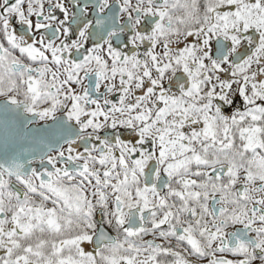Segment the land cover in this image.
Returning <instances> with one entry per match:
<instances>
[{
  "label": "snow or ice",
  "instance_id": "1",
  "mask_svg": "<svg viewBox=\"0 0 264 264\" xmlns=\"http://www.w3.org/2000/svg\"><path fill=\"white\" fill-rule=\"evenodd\" d=\"M0 264H264V0H0Z\"/></svg>",
  "mask_w": 264,
  "mask_h": 264
}]
</instances>
